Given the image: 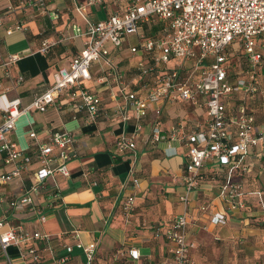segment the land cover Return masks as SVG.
Segmentation results:
<instances>
[{"label":"built area","instance_id":"1","mask_svg":"<svg viewBox=\"0 0 264 264\" xmlns=\"http://www.w3.org/2000/svg\"><path fill=\"white\" fill-rule=\"evenodd\" d=\"M109 4L113 8L104 18L93 20L84 15L87 7L106 10ZM76 10L84 23H72L71 28L75 35L84 37L83 46L67 66L56 68L51 86L25 107L20 106L19 98L8 99L0 94V152L5 154L4 163L14 166L13 171L0 175V184L19 177L32 160L39 164L23 194L8 200L9 208L34 211L35 199L44 195L45 212L59 203L56 187H49L47 181L54 173L69 177L67 163L77 157L78 151L72 133L54 131L43 141L30 130L28 137L33 147L28 154L5 140V134L15 129L18 118L30 108L45 111L55 107L69 112L73 120L83 125L96 124L101 119L117 120L124 129L114 140L116 155L121 158L137 156L136 141L143 137L149 124L146 143L156 146L177 140L187 146L182 179L185 194L180 197L184 206L189 203L188 194L196 191L204 179L201 169L210 162L227 171V179L239 177L236 181L227 180L220 198L230 213L245 212L242 176L249 174L253 165L241 162L248 149L264 145V124L257 122L254 108L244 102L255 95L264 96V0H85ZM51 14L58 17L55 11ZM54 44L44 40L41 51H48ZM110 47L117 51L114 56ZM124 48H128V58L134 60L133 77L115 59ZM18 59L19 55L12 54L4 65ZM95 63L99 70L93 75L91 67ZM22 79L18 77L19 82ZM88 83H94L96 88ZM237 93L241 101L232 106ZM178 101L206 108L205 129L198 130L197 125L179 136L176 126L171 134L162 131L159 118L164 103ZM177 124L182 125L181 121ZM130 125L133 130L127 132L126 126ZM4 201L0 196V203ZM135 207L133 196L121 202L125 220ZM199 209L206 212L209 208L203 203ZM261 211L264 214L263 204ZM45 212L38 216L40 222L45 221ZM226 222L222 213L210 217L214 226ZM187 224L184 213L167 227L153 230L154 239L166 241L171 264H193L190 252L195 246L188 240ZM5 225L0 220V250L6 264H13L7 254L10 246L20 248L32 240L49 241L48 235L39 232L13 227L1 231ZM74 247L83 253L85 264H93L96 243L85 245L79 241L65 246V255L55 264L66 263ZM25 251L32 262L39 261L34 248L26 247ZM116 257L117 254L113 256ZM128 257L137 260L140 254L131 249Z\"/></svg>","mask_w":264,"mask_h":264},{"label":"crops","instance_id":"2","mask_svg":"<svg viewBox=\"0 0 264 264\" xmlns=\"http://www.w3.org/2000/svg\"><path fill=\"white\" fill-rule=\"evenodd\" d=\"M84 2L0 0V94L4 93L8 99L19 98L20 106L25 107L35 95L51 86L56 68L67 66L83 46L84 37L75 35L71 24L83 25L76 7ZM112 8L111 4L106 10L90 6L84 15L93 20L101 19ZM54 11L58 13L57 18L52 17ZM16 25L21 28L15 29ZM44 40L55 42L46 52L41 51ZM12 54L19 55V59L4 65ZM115 59L120 60L121 67L133 77L134 60L118 55ZM98 70L99 65L95 63L91 73L95 75ZM19 76L23 78L20 82ZM88 85L96 88L94 83ZM262 108L263 105L255 112L260 124H264ZM206 118L205 107L178 101L165 102L159 119L162 131L171 134L172 127L176 126L179 136L196 129L197 125L198 130L205 129ZM179 121L181 126L177 124ZM149 127L148 124L145 134ZM30 130L43 141L51 132L69 131L78 151L77 157L67 163L69 177L54 173L47 181L49 187H56L60 198L52 210L45 212L43 209L46 195L35 199L34 211L9 208L8 200L23 194L32 183V174L39 168L35 160L19 177L0 184V196L5 199L0 203V220L6 223L1 231L13 227L49 236L48 242L32 240L26 244L39 255L37 263L26 254V247L10 246L7 254L13 264H55L65 255V246H74L78 241L85 245L96 243L93 264H124L126 261L171 264L166 241L154 239L153 230L158 226L167 227L176 216L184 213L188 219L186 234L195 246L190 252L193 264H264V223H261L264 221L261 211V205L264 206V145L248 149L247 157L241 162H251L253 168L242 176L247 210L235 214L227 210L220 195L228 179L236 181L239 177L233 175L227 179V171L210 162L201 169L204 179L199 188L188 194V205L180 202L185 194L182 179L187 146L177 140L152 146L145 142L147 136L143 133L136 141L137 156L121 158L116 155L114 140L124 129L117 120L101 119L96 124L83 125L73 120L69 112L55 107L45 111L30 108L18 118L15 129L5 134V140L28 154L33 147L28 137ZM132 130L131 125L126 126L127 132ZM4 155L0 152V175L14 170L13 165L4 163ZM128 196L134 197L136 207L125 220L120 204ZM203 203L208 205L206 212L199 209ZM43 212L46 219L40 222L38 216ZM214 213L225 214L226 224H211L210 217ZM131 249L138 250L139 259L128 257ZM115 254L118 255L116 259L113 258ZM85 262L83 253L74 247L64 264ZM0 264H6L1 250Z\"/></svg>","mask_w":264,"mask_h":264},{"label":"trees","instance_id":"3","mask_svg":"<svg viewBox=\"0 0 264 264\" xmlns=\"http://www.w3.org/2000/svg\"><path fill=\"white\" fill-rule=\"evenodd\" d=\"M240 93H237L233 98H232V101H231V105L234 106V105H237L238 103H240ZM245 103H248L249 106H255L253 107L254 108V111L255 112H258V107H262V105H264V96H257L255 95L254 97L250 98V99H247V102H246V99L244 100ZM251 102V104H250ZM256 219V218H255ZM260 223V222H259ZM261 223H264L261 222ZM191 257V255H190Z\"/></svg>","mask_w":264,"mask_h":264},{"label":"rangeland","instance_id":"4","mask_svg":"<svg viewBox=\"0 0 264 264\" xmlns=\"http://www.w3.org/2000/svg\"><path fill=\"white\" fill-rule=\"evenodd\" d=\"M131 39H133V36H131ZM236 47V49L238 50V48H237V46H235ZM111 48V50H112V54H114V53H116L117 51H116V49H114V48H112V47H110ZM128 49V48H127ZM126 48H124V50L123 51H121V55H118L119 57H125V56H128L129 55V52H128V50H127Z\"/></svg>","mask_w":264,"mask_h":264}]
</instances>
